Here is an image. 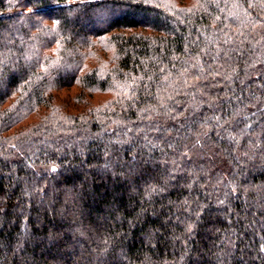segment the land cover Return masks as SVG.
Wrapping results in <instances>:
<instances>
[{"label":"clouds","instance_id":"obj_1","mask_svg":"<svg viewBox=\"0 0 264 264\" xmlns=\"http://www.w3.org/2000/svg\"><path fill=\"white\" fill-rule=\"evenodd\" d=\"M150 2L144 0L145 4ZM217 2L192 0L187 10H206V3ZM247 5L245 8L244 0H235L239 8V14L233 13L238 21L236 30L264 28V0L259 5L256 0H247ZM107 7L106 0H50L31 25L24 21L26 34L18 29L14 30L15 35L0 34L3 37L0 38V95L4 97L0 100V159L10 161L17 156L23 159L29 175L19 177L23 181L21 195L35 200L38 207L55 213L68 225L66 231L80 255L78 264H186V252L172 260L160 258L154 240L148 236L143 237V249L130 253L120 242L125 233L108 226L113 220L123 223V211L115 203H101L103 194L97 195L94 178L102 179L109 190L117 181L126 183L128 206L135 207L133 198L141 205L138 215L154 207L180 171L187 173L181 187L189 192L210 187L219 204L242 197L257 212L264 211V184L252 185L249 176V173L264 175V124L260 123L264 97H255L252 103L237 97L238 106L233 110L229 105L231 115L223 119L215 112L200 117L195 93L159 88L153 93L150 84L141 85L142 77L119 66L120 57L113 61L107 78L97 79L99 69L89 65L88 52L94 37L98 41L108 33L111 18ZM253 8L258 9L259 20L252 16ZM170 10L179 18L178 13L185 9L177 2ZM73 35L78 43L69 49L67 45L72 43ZM58 43L67 52L63 62L53 54ZM194 59L196 63L192 67H199L201 73L198 78H206L199 57ZM9 74L18 77L14 87L7 86ZM190 83L186 80L184 87ZM67 87L83 90V97L74 98V106L80 109L76 113L67 111L56 99L59 91ZM141 91L151 100L142 104ZM180 94L188 97L185 103L192 111L188 113L186 108L187 125L174 132L165 125L168 120L179 123L176 107L181 102L176 96ZM207 103L212 106L211 97ZM257 104L261 106L255 112L247 111ZM129 109L137 113L136 120L128 117ZM9 116L8 123H2ZM136 121L142 126L133 127ZM93 124L97 125L95 131ZM13 125L14 131H5V127ZM213 131L223 145L210 135ZM156 133H162V138H157ZM216 147L229 159L234 169L232 175L217 173L211 177L209 169L195 162L194 166L180 167L185 158L208 155ZM156 152L160 154L158 157L154 155ZM89 156L92 163L88 162ZM146 166L152 167L151 174L143 171ZM12 172H16L15 165ZM134 177L139 178V183ZM92 217L95 225L88 222ZM260 221L258 227L264 228V217ZM128 224L134 226L131 219ZM249 226H256L255 213ZM187 231H192L190 223ZM55 239L51 232L47 237L32 233L25 215L14 241L0 238V264H13L14 259L17 264H28L29 248L45 240L50 245ZM259 251L264 253V240Z\"/></svg>","mask_w":264,"mask_h":264},{"label":"trees","instance_id":"obj_2","mask_svg":"<svg viewBox=\"0 0 264 264\" xmlns=\"http://www.w3.org/2000/svg\"><path fill=\"white\" fill-rule=\"evenodd\" d=\"M177 2L185 9L178 13L179 18L173 16L170 10ZM106 3L111 18L108 33L98 41L94 37V44L89 46L88 52L89 65L98 66L97 79L107 78L113 61L120 57L119 66L134 76L142 77L141 85L150 84L153 93L158 88L195 93V105L200 117L215 112L223 119L231 115L229 105L233 110L238 106L237 97L248 103H252L255 97H264V28L237 31L238 21L233 13L239 14V8L235 6V0L206 3V10L199 8L192 11L187 10L192 0H151L148 4L144 0H106ZM49 4L50 0H0V34L15 35L16 29L26 34L28 29L24 21L31 25L36 17L42 15L39 10L47 8ZM256 4L259 5L260 0H256ZM247 6V0H244V7ZM250 11L254 18L260 19L257 8ZM0 38H3L2 35ZM76 43L78 39L73 35L72 43L67 47L70 49ZM53 54L63 62L62 58L66 57L67 52L58 43ZM197 56L205 68L203 75L206 78H198L201 75L199 67H192ZM186 80L192 81L187 88L184 87ZM17 82L18 77L9 74L7 86L14 87ZM77 96H84L82 89L67 87L59 91L56 99L66 106L67 111L76 113L80 111L74 106ZM209 97L212 98V106L207 103ZM3 99L0 95V100ZM176 99L181 102L176 107L179 123L168 120L165 125L174 132L181 125H187L186 108L188 113L192 111L185 103L187 96L180 94ZM150 100L151 97H145L141 91V103ZM260 106L257 104L256 108H248L247 111L255 112ZM128 117L136 120L135 110L129 109ZM10 119V116L4 117L2 123L7 124ZM260 123L264 124V116ZM136 126H142L141 122L136 121L133 127ZM253 127L257 125L253 124ZM96 128L97 125L93 124V131ZM14 130V125L5 127L8 133ZM155 135L162 138V133ZM210 135L223 145L224 142L215 137V131ZM154 155L158 157L160 154L156 152ZM169 155L172 153L169 152ZM127 158L128 154L125 153ZM92 161L93 158L89 156L88 162ZM194 162L209 169L211 177L217 173L232 175L234 171L229 159L221 155L220 147L208 155L194 156L191 160L185 158L180 167L194 166ZM13 165L16 166L14 174ZM143 171L151 174L152 167L146 166ZM27 175L29 172L21 157H14L10 161L0 159V238L7 237L9 242L14 241L26 215L27 227L32 233L47 237L51 232L56 238L50 245L45 240L29 248L31 255L28 264H78L80 255L66 231L68 225L62 223L55 213L50 214L38 207L35 200L21 195L23 181L19 177ZM186 176L184 171L177 172L167 191L143 215H138L141 205L135 198V207L128 206L126 183L117 181L109 190L102 179L94 178V184L98 186L97 195L103 194L101 203H115L123 211V223L113 220L108 225L116 232L125 233L121 237V244L127 246L130 253H135L144 248L143 237L148 236L154 240L160 258L172 260L186 252V264H264V253L259 251L264 240V228L258 227L264 211L257 212L255 206L247 205L242 197L219 204L210 187L194 188L189 192L181 187ZM249 176L252 185L264 184V175L252 176L249 173ZM134 179L139 183L138 177ZM204 179L202 176L201 181ZM44 191L47 193L48 188ZM185 200L187 203H184ZM29 204L31 207H27ZM254 213L256 226L250 227ZM129 219L134 226L128 224ZM88 222L95 225L94 217ZM189 223L192 225L191 233L187 231ZM150 233L155 235L151 236ZM13 264H17L15 259Z\"/></svg>","mask_w":264,"mask_h":264}]
</instances>
